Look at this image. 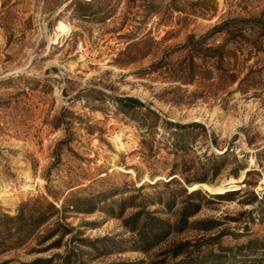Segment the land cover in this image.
I'll return each mask as SVG.
<instances>
[{"label":"rangeland","instance_id":"rangeland-1","mask_svg":"<svg viewBox=\"0 0 264 264\" xmlns=\"http://www.w3.org/2000/svg\"><path fill=\"white\" fill-rule=\"evenodd\" d=\"M0 264H264V0H0Z\"/></svg>","mask_w":264,"mask_h":264},{"label":"trees","instance_id":"trees-1","mask_svg":"<svg viewBox=\"0 0 264 264\" xmlns=\"http://www.w3.org/2000/svg\"><path fill=\"white\" fill-rule=\"evenodd\" d=\"M123 101L130 108H136V107H142V106H144V104L142 102H140L139 100H137L135 98H125ZM193 125L199 126L200 124H193Z\"/></svg>","mask_w":264,"mask_h":264}]
</instances>
